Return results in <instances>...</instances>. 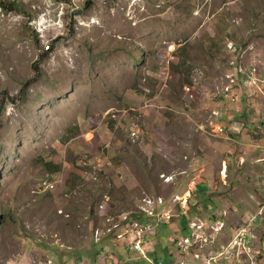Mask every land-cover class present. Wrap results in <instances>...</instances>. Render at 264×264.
<instances>
[{
  "label": "rangeland",
  "instance_id": "rangeland-1",
  "mask_svg": "<svg viewBox=\"0 0 264 264\" xmlns=\"http://www.w3.org/2000/svg\"><path fill=\"white\" fill-rule=\"evenodd\" d=\"M73 2L0 0V264H102L107 245L113 264H264V203L252 229L257 191L232 161L264 141V90L227 92L255 58L264 73V0ZM215 194L227 215L210 229ZM157 198L171 235L196 219L178 203H203L208 242L152 235L150 260L123 247Z\"/></svg>",
  "mask_w": 264,
  "mask_h": 264
},
{
  "label": "built area",
  "instance_id": "built-area-1",
  "mask_svg": "<svg viewBox=\"0 0 264 264\" xmlns=\"http://www.w3.org/2000/svg\"><path fill=\"white\" fill-rule=\"evenodd\" d=\"M89 0H82V4L81 3H76V2H73L72 3V6H73V11L74 12H80L81 9H82V6L83 4L87 3ZM64 10V8H63ZM78 12V13H79ZM242 74H244V77L241 79L240 76H234L230 77V80L231 82L230 85L228 86V93L231 91V90H237L236 87L239 85L240 83V80L241 82L245 85V86H248V87H252L253 90H257V89H261V90H264V87L262 86V84H264V79L261 77L260 75V71H259V63L254 59L250 62V65L248 66V69L247 71H241ZM233 76V75H231ZM235 97V96H234ZM221 101V100H219ZM223 110L222 108H215L213 110V117L219 121L221 119V117L223 116ZM226 129V127H225ZM223 131H224V128H223ZM158 203L160 205H163V201L162 200H155V203H154V208H153V212H150V214H147L146 212L145 213H142L148 217H152L154 218L155 220V223L154 225H151V224H147V225H139L137 223V225L134 223V222H128L126 224V227L124 228L123 227V230L121 232V234H117L116 237H117V240L119 242H121L120 240L123 239L124 242L127 244V247L133 251V252H136L138 253L142 258L144 259H147V260H150L149 257H148V254H149V247L147 248L148 245H146V242L144 240V235H145V232L156 226V225H160V224H165L166 222H171V217L169 215L166 214V211L164 210H161L159 212H156V207H155V204ZM262 213V212H261ZM172 215V214H171ZM173 216V215H172ZM251 220H254L251 219ZM152 221V220H151ZM133 223V224H132ZM191 226L193 228V231L191 233V236L190 237H184V238H181V239H184V242H192L194 241V239L196 238H203V239H206L207 242L209 240V236L207 235L206 233V226L204 225V223L200 220H194L192 223H191ZM242 230H245L244 228H241L238 231V234H235L234 238L236 240H238L240 238V235H241V231ZM108 232H112V229H109ZM143 233V235H142ZM138 235V237L134 238L131 240V238L134 236V235ZM102 236V234L100 233V231H96L95 233V236ZM142 235V236H141ZM146 239V238H145ZM244 240H246L245 238H243V243H244ZM206 242V243H207ZM179 243V241H178ZM144 245V246H143ZM241 245V244H240ZM226 251H231V248H227ZM227 252H223V254H226ZM228 253V254H229ZM100 258L102 259L103 261V264H113L110 260H109V256L107 255V252L106 251H103L100 255ZM75 264H91V263H88L85 261H81L79 263H75Z\"/></svg>",
  "mask_w": 264,
  "mask_h": 264
},
{
  "label": "crops",
  "instance_id": "crops-1",
  "mask_svg": "<svg viewBox=\"0 0 264 264\" xmlns=\"http://www.w3.org/2000/svg\"><path fill=\"white\" fill-rule=\"evenodd\" d=\"M263 74V76H264V73H262ZM244 89V90H243ZM241 91V92H240ZM245 92V93H244ZM250 92H252V93H254V94H256V92L253 90V88L252 87H246V88H242L241 90H239L238 91V97H237V99H236V101L238 100V99H241V101H244V100H246L247 98H249V96H252V95H250L251 93ZM247 93V94H246ZM241 94V95H240ZM235 101V102H236ZM223 107V106H222ZM226 108H227V106H226ZM225 108V109H226ZM225 109H223L222 108V110L223 111H225ZM230 109H231V107H230ZM250 139V138H249ZM249 139H246V142L247 141H249ZM260 139H264V138H260ZM259 140V139H258ZM249 144H247V143H245V148L244 149H242L243 150V152H239V153H237V155H236V158H232V161H233V163H236L237 162V166L238 167H242V169L245 171V172H247V173H249L251 176H252V178H253V181H251L250 182V184L252 183L254 186H255V188L254 189H256V191L257 192H255L254 193V195H252L255 199L253 200V203H255L256 205L259 203L260 204V206H262L263 205V203H264V141L263 140H260V141H253L252 142V144H250L249 146H248ZM233 154H235V153H233ZM201 159V158H200ZM195 164H197V161L195 160V162H194ZM196 168H197V173H202L201 172V170H198V166L196 165ZM255 168H256V170H255ZM227 169V168H226ZM222 170L223 169H220V173H222ZM227 173V172H226ZM225 177H226V175H225ZM228 178V176L225 178V179H227ZM258 179V182L257 183H255V181ZM251 180V178H249V180H246L247 182L248 181H250ZM237 181H239V180H237ZM207 183H208V181H207ZM197 186L198 185H196L195 187L197 188ZM195 190H197V189H195ZM260 190H261V192H260ZM214 194V193H213ZM217 194H215V195H211L210 196V202H212L211 204H212V206H214L216 209H219L220 208V206H219V201H221V197H219V196H216ZM263 198V199H262ZM262 199V200H261ZM257 200V201H256ZM201 203V202H200ZM229 203V202H228ZM179 204V208H178V213L180 214V212H181V210H182V212H184V215L185 214H187V213H191V212H195V214H193L194 216H192L191 218H188V217H186V222L188 223V220H191L192 218H196V220H200L201 221V217H199V216H202L203 217V215H201V212L199 211V209H201L202 208V204L203 203H201L200 205L201 206H197L196 208H194V210H192V207H189L190 206V203H187V208L185 207H182V205L180 204V203H178ZM197 204V203H196ZM211 204H208V205H211ZM230 204V203H229ZM207 205V206H208ZM238 208V207H237ZM237 211L239 210V208L238 209H236ZM207 211V210H206ZM205 211V212H206ZM204 212V213H205ZM207 214H209V215H211L210 213H208V212H206ZM226 213H223V215L222 216H216V218H214V222L213 221H211V225L207 222V221H205L204 220V223H205V225L207 226V228H212L213 226H215L216 225V219H218V221H219V217H221V219H220V221H222V218H225L226 217ZM235 215H237V214H235ZM205 216V215H204ZM180 218V217H179ZM259 221H262L261 219L259 220ZM258 221V222H259ZM257 222V223H258ZM219 224H221V222H219L218 223V225ZM166 225L167 224H161V225H159L156 229H155V231L154 232H152V233H150L148 236H147V240H148V242L150 243L149 244V249H150V252L152 253L154 250H155V246L153 245V243L148 239V237L149 236H152V235H155L156 237H158V240H159V238H161V239H163V240H165V238L167 237V238H169V242L170 243H175V245H177L178 244V241L181 239V238H184L187 234H183L182 235V233L180 234V231H179V229L178 228H176V227H173V229H172V231H173V235H171V233H169L170 231V228H168V227H166ZM238 228V227H237ZM236 228V229H237ZM235 229V230H236ZM235 230L234 229H231L226 235H230V237H232L233 236V234H234V232H235ZM232 232V233H231ZM223 233V232H222ZM225 233H223V235H224ZM222 236V235H221ZM176 240V241H175ZM157 243H156V247H159V250H162L163 248L161 247L162 245L160 244V240H159V242L158 241H156ZM264 243V242H263ZM124 247V246H123ZM169 247V246H168ZM125 248H127V247H125ZM127 249H129V248H127ZM106 250H108V248H106ZM130 250V249H129ZM131 251V250H130ZM100 252V251H99ZM171 252V249L169 248L168 249V252H167V257L169 256V253ZM179 252H181V250H179ZM100 255V254H99ZM175 257V259H176V256H174ZM177 257H178V255H177ZM100 260L102 261V259L100 258ZM102 264H103V261H102ZM173 264V263H172Z\"/></svg>",
  "mask_w": 264,
  "mask_h": 264
},
{
  "label": "bare ground",
  "instance_id": "bare-ground-1",
  "mask_svg": "<svg viewBox=\"0 0 264 264\" xmlns=\"http://www.w3.org/2000/svg\"><path fill=\"white\" fill-rule=\"evenodd\" d=\"M93 0H89L87 3H85V7H86V9H89L91 6H92V2ZM130 1V0H129ZM49 44V43H48ZM233 45H231V47H232ZM243 49V48H242ZM255 55V54H254ZM239 56V55H238ZM255 60L257 61V58H255ZM250 61V60H249ZM248 62V61H247ZM258 62V61H257ZM241 71H242V69H239L238 71H237V73H236V76H240V78L242 79L243 77H244V74H242L241 73ZM262 72L260 71V74H261ZM229 76V75H228ZM238 76V77H239ZM35 81V80H34ZM229 81H231V80H229ZM28 82V81H27ZM37 82V81H36ZM246 87H248V86H245L242 82H241V80H240V83H239V85L236 87V89L237 90H241L242 88H246ZM244 90V89H243ZM245 93V92H244ZM241 95V94H240ZM251 95V94H250ZM239 96V95H238ZM253 96V95H252ZM33 103V102H32ZM243 105V104H242ZM29 107V106H28ZM256 108H257V106H256ZM213 110V109H212ZM4 111V110H3ZM259 112V111H258ZM254 114V113H253ZM252 114V115H253ZM256 114V113H255ZM253 118V117H252ZM238 119V118H237ZM236 120V119H235ZM210 122V121H209ZM241 123H243V122H241ZM233 124V123H232ZM259 125V124H258ZM249 126V125H248ZM263 127V126H262ZM214 131V130H213ZM231 162V161H230ZM255 170H256V168H255ZM226 172H227V169H226ZM226 172L224 171L223 172V175H226ZM186 174V173H185ZM188 185V184H187ZM264 185V184H263ZM258 191V190H257ZM260 192H261V190H260ZM264 195V194H263ZM187 197H185V199H187L188 197H189V194H187L186 195ZM176 197H180V196H176ZM182 197V196H181ZM191 197V196H190ZM163 198H164V196H163ZM171 198V197H170ZM152 199V198H151ZM158 199V198H157ZM182 199V198H181ZM191 199V198H190ZM263 199V198H262ZM261 199V200H262ZM161 200H163V199H161ZM166 200V199H165ZM191 201V200H190ZM257 201V200H256ZM166 202V201H165ZM195 202V201H194ZM192 203V202H191ZM198 204V203H197ZM196 204V205H197ZM164 205V204H163ZM175 205H176V203H175ZM195 205V204H194ZM158 206H161L160 204H158V203H156L155 204V207L157 208ZM168 206V205H167ZM193 206V205H192ZM256 209V208H255ZM260 209V210H259ZM259 211H257L256 213H254V214H252L251 216H249V217H247V222L246 223H252V226H253V224H254V222L256 221V219H258L259 217L261 218V215H262V213H261V206L259 207ZM175 210V209H174ZM207 212L208 213H210V214H212L211 212H214V210H215V208H213V206H211V207H208L207 209ZM156 212H157V209H156ZM176 213H178V212H176ZM180 217V216H179ZM200 217V216H199ZM202 217V216H201ZM208 217V216H207ZM254 218V220H251V219H253ZM179 219V218H178ZM220 219L221 218H219V221H218V219H216V222L217 223H219V222H222V221H220ZM180 220V219H179ZM234 220V219H233ZM227 226V225H226ZM229 227V226H228ZM227 227V228H228ZM232 227V226H231ZM222 228V227H221ZM226 228V229H227ZM241 228H245V224L243 223V226L242 227H240V229ZM225 229V228H224ZM232 233V232H231ZM112 234H113V232H107V233H105L104 235H102V239H101V241H100V243H98V244H103L104 243V240H103V238H105L106 236L108 237V236H112ZM234 235V234H233ZM247 240H251L250 239V237H247ZM113 241V240H112ZM119 242V241H118ZM120 245H121V243H120ZM186 245V244H185ZM109 245H107V246H102V250H100V253H102L103 251H108V250H106V248H109L108 247ZM123 246L124 247H127V244L124 242L123 243ZM180 246V245H179ZM178 246V247H179ZM128 248V247H127ZM109 252V251H108ZM107 252V255L108 256H110L109 255V253ZM187 252V251H186ZM177 256V255H176ZM149 259H150V257H149ZM81 261H84V260H81ZM80 261V262H81ZM92 264V263H91Z\"/></svg>",
  "mask_w": 264,
  "mask_h": 264
},
{
  "label": "trees",
  "instance_id": "trees-1",
  "mask_svg": "<svg viewBox=\"0 0 264 264\" xmlns=\"http://www.w3.org/2000/svg\"><path fill=\"white\" fill-rule=\"evenodd\" d=\"M216 209V208H215ZM212 215H215V217L214 218H216V216H219L220 214H212ZM184 216H186L187 217V215L185 214ZM219 218H221V217H219ZM136 219H138L139 221H140V223H142V224H144V225H147L149 222H151V220H152V218H150V217H148V216H146V215H144V214H141L140 216H138V217H134V218H132V222H134ZM261 218L259 217L258 219H256V221L254 222V224H253V226L260 220ZM190 221L191 220H188V223L187 224H190ZM133 224V223H132ZM252 226V229H254V227ZM191 236V234L190 235H186L185 237H190Z\"/></svg>",
  "mask_w": 264,
  "mask_h": 264
}]
</instances>
